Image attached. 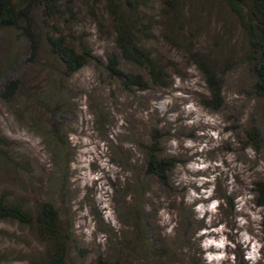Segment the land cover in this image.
I'll return each mask as SVG.
<instances>
[{
	"label": "rangeland",
	"instance_id": "rangeland-1",
	"mask_svg": "<svg viewBox=\"0 0 264 264\" xmlns=\"http://www.w3.org/2000/svg\"><path fill=\"white\" fill-rule=\"evenodd\" d=\"M217 1H193L194 12L185 14L191 34L180 32L177 44L152 31L149 46L168 68L165 86L148 81L145 90L109 78L102 64L114 50L112 30L103 31L90 16L81 14L70 30L102 62L90 61L71 76L50 68H60L50 55L27 61L25 43L0 31V76L21 80L8 102L0 88V134L7 140L0 195L33 214L45 201L56 205L72 229L74 262L95 264L99 255L114 261L109 229L123 225L131 200L126 192L135 190L133 178L142 172L141 144L155 136L176 163L167 184L142 177L151 190L144 196L149 227L167 257L175 264H264V207L253 190V181L264 178V140L253 148L246 136L252 126L263 130L264 98L252 90L239 24ZM188 51H199L218 71L221 106L213 107ZM9 53L22 58L17 75L3 72ZM121 69L147 79L132 64L121 61ZM54 109L63 113L56 123ZM56 127L62 143L51 144L46 130ZM45 249L33 227L0 221V264H36Z\"/></svg>",
	"mask_w": 264,
	"mask_h": 264
},
{
	"label": "trees",
	"instance_id": "trees-1",
	"mask_svg": "<svg viewBox=\"0 0 264 264\" xmlns=\"http://www.w3.org/2000/svg\"><path fill=\"white\" fill-rule=\"evenodd\" d=\"M157 2L158 4H153ZM194 0H0V31H12L15 39L25 43L27 61H37L36 56H52L60 68L50 66L66 76H71L90 61L102 62L93 53L86 39L71 32V25L78 22L80 15L90 16L104 31L112 30L114 50L107 54L102 64L109 78L123 84L128 90L137 87L145 90L148 81L158 86H165L166 64L157 52L149 46L157 29L162 30L164 42L177 44L180 32L189 31L190 22L185 21V14L193 11ZM218 4L228 10L236 19L244 35L245 61L252 72L254 81L252 90L256 97L264 98V0H218ZM188 27V28H187ZM69 31V32H66ZM102 31V32H103ZM155 31V32H156ZM105 33V32H103ZM191 34V33H190ZM190 59L204 75L211 94L213 107L223 104L222 81L213 63L199 51H188ZM47 54V55H46ZM9 60L4 73L12 69L16 74L22 66L21 56L13 53L6 56ZM121 61L132 64L142 70L147 79L138 73L121 69ZM44 63V62H43ZM5 67V65H3ZM20 78H1L2 98L9 101L18 92ZM45 104V103H44ZM210 106V105H209ZM63 116L61 111L53 110L51 120ZM59 129L46 130L49 142L62 143L55 133ZM246 136L253 148L264 140L258 127H251ZM152 143L141 144L145 154L141 162V171L133 178V188L126 194L131 197L127 209L122 212V227L115 231L110 228L111 243L117 248L114 261L99 255L95 264H175L172 257H167L163 244L149 227L148 211L144 206V196L151 190L145 189L142 177H153L160 184H167L176 163L174 158L161 149L158 137L152 136ZM7 140L0 134V156L2 146ZM63 152H55V158H63ZM67 163V162H66ZM255 200L264 207V178L253 181ZM151 194V193H150ZM0 221H11L19 226H31L38 238L46 243V249L36 264H79L71 259L72 229L65 223L56 205L50 201L41 203L34 209V214L23 206L22 202L11 201L0 195ZM264 240V217L260 222ZM161 248V249H159ZM118 254V256H117ZM124 257V260H123ZM159 263V264H160Z\"/></svg>",
	"mask_w": 264,
	"mask_h": 264
}]
</instances>
